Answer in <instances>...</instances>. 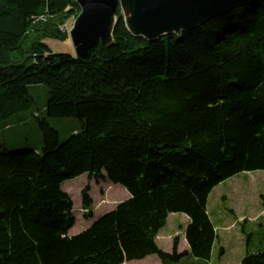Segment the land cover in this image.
<instances>
[{
    "label": "trees",
    "instance_id": "1",
    "mask_svg": "<svg viewBox=\"0 0 264 264\" xmlns=\"http://www.w3.org/2000/svg\"><path fill=\"white\" fill-rule=\"evenodd\" d=\"M79 10L75 0H0V129L32 112L42 136L39 150L0 151V264L209 260V193L264 170V1L153 42L133 37L118 10L109 46L85 58L53 52L45 40L68 39L63 25ZM30 85L47 88V116L77 118L80 130L60 143L33 111ZM82 174L85 219L91 179L129 197L70 236L73 202L61 184ZM170 213L188 217L187 251L177 235L170 252L157 245ZM247 249L236 264H264V249Z\"/></svg>",
    "mask_w": 264,
    "mask_h": 264
},
{
    "label": "rangeland",
    "instance_id": "2",
    "mask_svg": "<svg viewBox=\"0 0 264 264\" xmlns=\"http://www.w3.org/2000/svg\"><path fill=\"white\" fill-rule=\"evenodd\" d=\"M73 18L65 21L63 27L68 31L71 28ZM45 43L53 52H65L73 54L71 42L45 40ZM30 94L35 99L34 112L40 117H46L50 126L59 134V142L66 140L71 134L78 132L81 124L74 117H49L44 109L48 90L43 85H30ZM42 145L41 132L37 126L32 112L20 114L11 123L0 129V151L17 152L26 149L39 150ZM87 175L82 174L74 179L66 180L61 184V189L66 192L72 202L75 221L68 230V235H74L87 228L97 217L111 211L119 202L129 197L127 190L120 184H114L109 180L95 182L90 180V196L93 200V217L83 218L81 208V189L87 182ZM264 187V170L240 172L217 184L209 193L207 211L215 227L217 239L214 241L209 260L197 259L191 254L183 256L178 262L171 264H236L247 250L264 248V204L260 195ZM123 189V190H121ZM128 195V196H127ZM258 214L260 225L255 230L251 229V223L244 216H250V221H256L250 214ZM183 213H170L166 224L160 229L156 237L157 245L165 252L171 251L172 238L178 236L179 251L188 249L184 237V228L187 224ZM231 224V226H230ZM254 228V227H253ZM244 230V231H243ZM263 246V247H262ZM223 253L218 254L219 248ZM154 258H142L131 260L122 264H154Z\"/></svg>",
    "mask_w": 264,
    "mask_h": 264
},
{
    "label": "water",
    "instance_id": "3",
    "mask_svg": "<svg viewBox=\"0 0 264 264\" xmlns=\"http://www.w3.org/2000/svg\"><path fill=\"white\" fill-rule=\"evenodd\" d=\"M79 13L67 31L73 56L85 58L90 49L113 42L119 10L133 37L153 42L163 36L196 29L234 8L264 0H75Z\"/></svg>",
    "mask_w": 264,
    "mask_h": 264
},
{
    "label": "crops",
    "instance_id": "4",
    "mask_svg": "<svg viewBox=\"0 0 264 264\" xmlns=\"http://www.w3.org/2000/svg\"><path fill=\"white\" fill-rule=\"evenodd\" d=\"M121 190H123V189H121ZM128 196V195H127ZM250 215H252V218H255L256 219V221H250L249 219L251 218L249 215L248 216H244V218H247L248 219V221H247V223L249 224V223H251V229H253V230H255V228L257 227V225H260L261 226V223H260V221H259V217H257L258 216V214H250ZM186 220H188V217L187 218H185ZM188 222V221H187ZM230 226H231V224H230ZM254 227V228H253ZM264 239V238H263ZM178 245H179V242H178ZM263 247V246H262ZM259 248H261V247H259ZM223 249V248H222ZM254 249H257V248H254ZM262 249H264V248H262ZM188 249H185L184 251H187ZM178 251H179V248H178ZM180 252V251H179ZM146 258H154L153 257V255H148V256H146ZM158 258V257H157ZM240 261V260H239ZM153 262H155L154 264H162L161 263V261L159 260V259H153Z\"/></svg>",
    "mask_w": 264,
    "mask_h": 264
}]
</instances>
